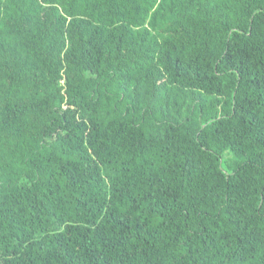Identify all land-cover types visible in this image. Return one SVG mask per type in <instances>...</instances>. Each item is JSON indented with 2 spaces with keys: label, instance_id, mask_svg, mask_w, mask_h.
Returning <instances> with one entry per match:
<instances>
[{
  "label": "trees",
  "instance_id": "16d2710c",
  "mask_svg": "<svg viewBox=\"0 0 264 264\" xmlns=\"http://www.w3.org/2000/svg\"><path fill=\"white\" fill-rule=\"evenodd\" d=\"M0 264H264V0H0Z\"/></svg>",
  "mask_w": 264,
  "mask_h": 264
}]
</instances>
